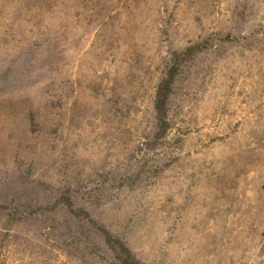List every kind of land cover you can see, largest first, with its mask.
I'll return each instance as SVG.
<instances>
[{
	"label": "rangeland",
	"instance_id": "374dc122",
	"mask_svg": "<svg viewBox=\"0 0 264 264\" xmlns=\"http://www.w3.org/2000/svg\"><path fill=\"white\" fill-rule=\"evenodd\" d=\"M125 248L264 264V0H0V264Z\"/></svg>",
	"mask_w": 264,
	"mask_h": 264
},
{
	"label": "trees",
	"instance_id": "16d2710c",
	"mask_svg": "<svg viewBox=\"0 0 264 264\" xmlns=\"http://www.w3.org/2000/svg\"><path fill=\"white\" fill-rule=\"evenodd\" d=\"M176 71V66H173L169 72L167 73L166 78L162 80L160 83V86L158 88L157 92V100H156V107L161 116H164V112L166 109L167 99H168V93L171 89V85L173 83L174 74ZM126 249V248H125ZM127 251V257L126 260L130 264H143L140 261H138L134 255L131 253L129 249H126Z\"/></svg>",
	"mask_w": 264,
	"mask_h": 264
}]
</instances>
